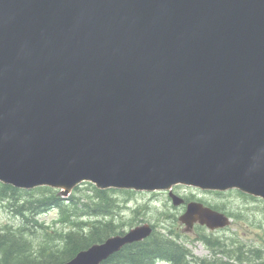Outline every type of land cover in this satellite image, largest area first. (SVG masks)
<instances>
[{
	"label": "water",
	"instance_id": "water-1",
	"mask_svg": "<svg viewBox=\"0 0 264 264\" xmlns=\"http://www.w3.org/2000/svg\"><path fill=\"white\" fill-rule=\"evenodd\" d=\"M0 183L264 201V0H0ZM178 220L229 224L194 201ZM151 233L63 264H101Z\"/></svg>",
	"mask_w": 264,
	"mask_h": 264
},
{
	"label": "trees",
	"instance_id": "trees-1",
	"mask_svg": "<svg viewBox=\"0 0 264 264\" xmlns=\"http://www.w3.org/2000/svg\"><path fill=\"white\" fill-rule=\"evenodd\" d=\"M82 185L90 187L93 192L84 201L75 196L80 187L75 188L74 194L64 198L58 190L48 187L19 190L0 184V202L13 208L23 222L18 229L0 227V264H63L93 244L114 235H122L125 231L123 226H134L133 222L118 224L114 221L116 210L121 209L114 198L118 191L99 190L89 183ZM120 192L134 194L129 191ZM50 209L59 212L60 223L67 225L66 230H50L47 225L39 222L38 217ZM230 216L236 217L232 214ZM102 218L110 219L104 221ZM152 227L153 233L147 239L123 246L102 264H154L157 260H168L173 264L192 262L190 252L176 242L178 235L172 236L173 231L167 227H164L167 232ZM199 240L214 255L232 256L211 236L201 235ZM232 253H236L235 258L239 262L241 253ZM255 259L262 260L261 264H264V258L259 253Z\"/></svg>",
	"mask_w": 264,
	"mask_h": 264
},
{
	"label": "rangeland",
	"instance_id": "rangeland-1",
	"mask_svg": "<svg viewBox=\"0 0 264 264\" xmlns=\"http://www.w3.org/2000/svg\"><path fill=\"white\" fill-rule=\"evenodd\" d=\"M80 190L75 193L76 197L84 201L86 196H92L91 188L86 185L79 186ZM175 188V187H174ZM173 188V189H174ZM182 193L187 196H197L200 199L218 205L226 212L235 213L241 216L240 218H233L229 226V233L234 234L235 238L244 247V251L248 254L254 249H259L264 253V203L261 200H250L242 197L235 191H230L224 194H215L210 192H200L190 187L179 188ZM179 190V192H180ZM185 190V191H184ZM184 191V192H183ZM75 188L71 194H74ZM116 202L119 204L120 210H116L114 217L115 223L128 224L134 223V226L149 223L156 227V230L165 231L163 226L169 229H174L173 232L182 235L178 242L185 244L186 248L196 258H210L209 252L200 243L195 242V231L192 233H185L183 227L178 222L173 223L170 216H178L180 211L174 208L171 203L167 201L163 194H126L117 192L114 194ZM37 220V217H35ZM110 218H102V220H109ZM40 223L47 225L50 230L62 231L66 230L65 224L60 223L59 212L55 209H50L38 217ZM88 221V219H87ZM22 218L15 214L13 208L8 207L5 203L0 202V227H11L18 229L22 225ZM124 230L130 229L128 226H123ZM198 231H196V234ZM174 236V234H171ZM236 248V247H235ZM237 249V248H236ZM243 251V253H244ZM219 258V257H217ZM224 261V258H219ZM165 264V263H160Z\"/></svg>",
	"mask_w": 264,
	"mask_h": 264
},
{
	"label": "flooded vegetation",
	"instance_id": "flooded-vegetation-1",
	"mask_svg": "<svg viewBox=\"0 0 264 264\" xmlns=\"http://www.w3.org/2000/svg\"><path fill=\"white\" fill-rule=\"evenodd\" d=\"M184 187V186H176L173 189V193L180 196L184 201V205L180 206V207H174L176 209H178L181 212H183L185 210L186 207V203L197 200L198 197L197 196H187L184 193L181 192V190L179 188ZM180 190V192H179ZM185 191V190H184ZM183 191V192H184ZM142 194H163L165 196V198L167 199V201L169 203H172V199L169 196L168 192H153V193H142ZM202 200V199H199ZM203 204L206 205L207 202H205L204 200L201 201ZM229 227L223 228V229H219V230H214V231H210L207 230L205 227L203 226H199V225H195L193 230L191 231V233L193 231H195V236H197L196 231H204L206 234H209L210 236H212L213 241L216 240L218 242H220L222 248H225L226 251L230 252L232 254V256H223V260L224 261H220L218 260L217 257H222V254H217L214 255L213 253H210V249L204 244V242H200V244L205 247V249L209 252L210 254V258H199L197 263L198 264H261L262 260L260 259H255V256L259 253L262 256V259L264 258V253L261 252L259 249H254L253 251H250L249 254L247 251H244V247L241 244H238L239 241L234 237L235 235L232 233H229ZM184 231V230H183ZM238 244V245H237ZM237 249H236V248ZM240 252L241 253V260L238 262L236 260V253H232V252ZM244 251V253H243ZM258 252V253H257ZM253 259V260H252Z\"/></svg>",
	"mask_w": 264,
	"mask_h": 264
}]
</instances>
